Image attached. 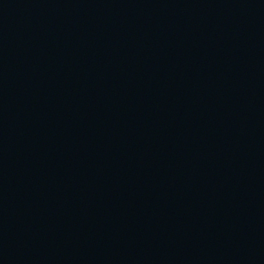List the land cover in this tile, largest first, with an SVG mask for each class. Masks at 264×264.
<instances>
[{
	"label": "water",
	"instance_id": "water-1",
	"mask_svg": "<svg viewBox=\"0 0 264 264\" xmlns=\"http://www.w3.org/2000/svg\"><path fill=\"white\" fill-rule=\"evenodd\" d=\"M0 264H264V0H0Z\"/></svg>",
	"mask_w": 264,
	"mask_h": 264
}]
</instances>
